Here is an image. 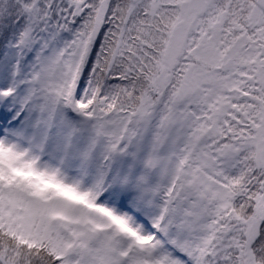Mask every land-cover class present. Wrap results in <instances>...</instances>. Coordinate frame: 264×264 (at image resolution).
Wrapping results in <instances>:
<instances>
[{
    "label": "snow or ice",
    "instance_id": "6c2138e0",
    "mask_svg": "<svg viewBox=\"0 0 264 264\" xmlns=\"http://www.w3.org/2000/svg\"><path fill=\"white\" fill-rule=\"evenodd\" d=\"M0 264H264V0H0Z\"/></svg>",
    "mask_w": 264,
    "mask_h": 264
}]
</instances>
